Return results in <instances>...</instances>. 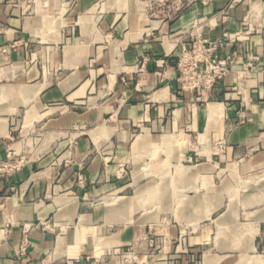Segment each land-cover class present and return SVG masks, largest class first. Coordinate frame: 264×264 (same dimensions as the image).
<instances>
[{"label": "crops", "instance_id": "obj_1", "mask_svg": "<svg viewBox=\"0 0 264 264\" xmlns=\"http://www.w3.org/2000/svg\"><path fill=\"white\" fill-rule=\"evenodd\" d=\"M150 1L0 0V264H264V0ZM193 34L235 58L200 99Z\"/></svg>", "mask_w": 264, "mask_h": 264}, {"label": "built area", "instance_id": "obj_2", "mask_svg": "<svg viewBox=\"0 0 264 264\" xmlns=\"http://www.w3.org/2000/svg\"><path fill=\"white\" fill-rule=\"evenodd\" d=\"M152 15H162L168 19H175L180 12L188 5V0H151L148 3ZM158 6V9H154ZM3 27L0 25V32ZM224 45L221 38H203L200 35H192L190 42L182 44V50L178 57V82L183 91L197 94L198 98L207 96L215 90L219 83L232 71L235 58L222 57L219 54L220 48ZM26 158L20 156L15 158L14 154L8 153L6 160L0 162V173L11 175L19 170L25 163ZM78 181L80 185L85 182L83 172H79ZM149 244L154 246L153 238L143 237ZM28 243L23 241L17 248L16 254L23 259L27 254ZM124 260L128 261L130 255L123 254Z\"/></svg>", "mask_w": 264, "mask_h": 264}, {"label": "rangeland", "instance_id": "obj_3", "mask_svg": "<svg viewBox=\"0 0 264 264\" xmlns=\"http://www.w3.org/2000/svg\"><path fill=\"white\" fill-rule=\"evenodd\" d=\"M215 174H213V173H211L210 174V180L211 181H213V182H215V180H216V178H215V176H214ZM257 175L259 176V177H261L262 178V180L264 181V170L262 171V172H258L257 173ZM215 189H210V191L211 192H213ZM135 191H137V189H128V190H123L122 192H121V195H126V196H130V197H132L133 195H134V193H135ZM153 204L151 203V208L153 209V206H152ZM240 209H241V207L242 206H238ZM238 221H240V220H238ZM246 221H243V220H241L239 223H242V224H244ZM219 223L220 224H222V223H224L223 221L222 222H218V220H214L211 224H210V226L212 227V229H214L213 231H215V230H221L222 231V233L221 234H228V233H230L231 232V230H233V228H232V226L231 227H226V228H223V227H220V226H222V225H220L219 226ZM238 223V224H239ZM228 226V225H227ZM218 232V231H217ZM213 235V234H212ZM212 239H213V237H212ZM149 246V248H152V245H148ZM115 255H118V254H115Z\"/></svg>", "mask_w": 264, "mask_h": 264}]
</instances>
